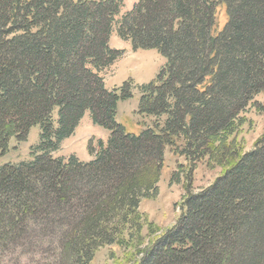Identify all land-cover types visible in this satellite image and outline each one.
Instances as JSON below:
<instances>
[{
  "label": "trees",
  "instance_id": "1",
  "mask_svg": "<svg viewBox=\"0 0 264 264\" xmlns=\"http://www.w3.org/2000/svg\"><path fill=\"white\" fill-rule=\"evenodd\" d=\"M122 6L0 0V156L11 138L40 128L30 159L0 165V264L24 254L34 264H88L100 246H126L166 146L189 165L183 211L136 264H264V133L248 151L235 135L264 92V0H138L116 18ZM113 28L165 59L140 86L137 113L153 121L138 135L115 121L130 82L107 89L100 75L121 54L109 44ZM85 111L109 131L106 143L87 161L54 156ZM204 157L223 172L190 191Z\"/></svg>",
  "mask_w": 264,
  "mask_h": 264
},
{
  "label": "rangeland",
  "instance_id": "2",
  "mask_svg": "<svg viewBox=\"0 0 264 264\" xmlns=\"http://www.w3.org/2000/svg\"><path fill=\"white\" fill-rule=\"evenodd\" d=\"M136 1L138 0H123V6L116 18H119L125 10L131 9ZM224 11L223 5L219 6L216 15L218 29L227 19ZM109 44L111 47L120 49L121 54L113 64L103 69L100 75H102L107 89L119 88L124 82H130L132 95L128 99L118 100L115 121L126 132L138 135L153 121L151 116L137 113L140 86L156 78L165 59L155 49H133L131 42L119 38L114 28L110 34ZM258 106H261L262 110H259ZM241 116L245 121L238 126L235 135L242 143L243 151H248L253 148L255 140L264 133V92L255 96L254 102L245 109ZM39 132V126L34 125L29 129L24 141L18 142L11 138L8 142V151L0 156V165L30 159V148L39 142ZM108 138L109 131L94 124L90 113L85 111L74 132L62 141L59 149L53 155L68 157L70 154H74L80 160L86 161L98 150V141L101 140L105 144ZM89 148L92 149V154H90ZM163 158V167L156 192L148 198H142L137 209L140 229H133L132 232L126 230L123 235L127 241L126 246L107 244L97 248L88 264H136L140 257L138 251L150 243L159 231L172 226L177 220L183 211L182 199L187 192L186 175L189 165L184 156L175 154L167 146L164 149ZM223 168V166L209 161L207 157L197 161L191 171L188 190L196 192L207 187L223 172ZM174 172L179 176L177 181L172 178ZM129 232L133 236L129 237ZM33 257L36 259L35 256ZM7 264L34 263L30 256L24 254L18 260L15 255L9 259Z\"/></svg>",
  "mask_w": 264,
  "mask_h": 264
},
{
  "label": "crops",
  "instance_id": "3",
  "mask_svg": "<svg viewBox=\"0 0 264 264\" xmlns=\"http://www.w3.org/2000/svg\"><path fill=\"white\" fill-rule=\"evenodd\" d=\"M75 156H76V155H75ZM91 158H92V157H91V155H90V159H91ZM87 159H88V158H87ZM90 159H89V160H90ZM83 161H84V160H83ZM86 161H87V160H86Z\"/></svg>",
  "mask_w": 264,
  "mask_h": 264
}]
</instances>
